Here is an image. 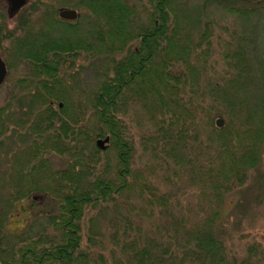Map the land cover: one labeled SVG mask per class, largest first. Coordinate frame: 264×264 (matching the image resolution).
I'll use <instances>...</instances> for the list:
<instances>
[{"label":"trees","instance_id":"trees-1","mask_svg":"<svg viewBox=\"0 0 264 264\" xmlns=\"http://www.w3.org/2000/svg\"><path fill=\"white\" fill-rule=\"evenodd\" d=\"M174 1L148 0L146 9L130 0H29L13 31L0 27V51L12 56L4 59L7 68L14 67L13 61L29 67L14 83V90L28 95L13 96L12 106L0 108V150L8 126L15 143L17 138L27 143L14 148L15 168L2 169L0 201L9 205L30 198L32 207L46 200L51 205L43 213L46 224L17 234L6 229L7 205H0V264H264L263 246L251 244L242 256L217 235L218 209L192 224L185 216L170 217L163 207L168 197L133 168V139L122 114L129 96L146 95L142 87L152 94L159 119L140 142L158 167L168 169L170 159L178 165L186 145L184 130L173 131L179 116L177 121L174 116L164 119L168 100L179 81L187 87L202 74L212 99L206 111L215 109V117L226 119L218 127L214 117L208 118L213 125L208 139L218 163L204 173L211 175L206 189L214 203L218 206L226 193L242 186L261 162L264 52L259 50L262 42L254 47L244 43L257 30L247 31L232 51L216 50L213 24L197 18L200 28L193 38L170 9ZM205 2L232 11L229 0ZM60 8L84 9L86 15L79 13L82 23L76 25L58 17ZM7 38L9 50L2 43ZM85 52L104 55L109 63L83 105L74 83L76 61ZM207 69L217 77L212 79ZM105 137L116 155L113 171L103 158L105 150L96 146ZM1 152L3 160L7 152ZM52 156L64 158L65 167L53 170ZM135 199L144 208L163 207L158 214L170 221L155 234L137 230V215L129 211ZM86 216L91 222L84 227ZM103 216L108 220L106 242L95 224Z\"/></svg>","mask_w":264,"mask_h":264},{"label":"rangeland","instance_id":"rangeland-1","mask_svg":"<svg viewBox=\"0 0 264 264\" xmlns=\"http://www.w3.org/2000/svg\"><path fill=\"white\" fill-rule=\"evenodd\" d=\"M27 2L24 6L28 5ZM130 2L141 7L144 6L146 9L149 8L148 0H130ZM229 2L232 8V11L229 12L221 6L215 3H207L205 0H175L171 3L170 9L178 17L179 26L184 27L185 31H190L193 38L200 28V24L195 25L196 19H208L213 24L215 33L213 44L216 50L219 48L221 50L226 48H229L230 51L234 50L239 39L246 38L248 36L247 31L255 29L257 31L254 32V37H251L252 34L249 35L244 43L254 47V43L256 46L257 43L262 42L259 50L264 52V12L259 11L264 8V0H229ZM236 9H248L252 12L242 15ZM76 10L80 15H86L84 9ZM0 13L1 30L13 31L19 15L13 20L9 18V4L6 0L0 2ZM140 15L142 19L145 18V13ZM70 22L76 25L82 23L79 19ZM85 26L88 27V23ZM243 31H245V34H243ZM2 43L9 50L10 39L7 38ZM1 52L0 55L3 59L8 57L7 51ZM210 59L209 63L212 61L211 57ZM13 63L14 67L8 69L4 82L0 85V108L7 103L11 105L10 100L13 96L20 97L26 93L14 90V83L17 81L16 79L28 74L27 64L22 61H13ZM108 63L109 60L106 56L92 55L91 52H85L80 58L78 57L75 65L74 84L76 85V96L81 99L83 105H86V99L90 95L92 86L100 81ZM207 71L212 79L217 77L215 71L208 69ZM201 77L202 79L198 83L193 80L188 81L187 87H183L182 82L179 81L178 88L173 89L171 99L168 100V113L164 119L169 120L173 116L176 119L175 116H179V122L175 125L173 131L178 133V129L184 130L183 138L186 143L184 149L181 150L182 154L178 165L175 164L176 160L172 161L170 159L168 169L158 167L155 163L156 159L148 149H144L140 142V138L143 135H148L153 129L154 123L159 119L158 110L155 111L154 104L151 101L152 94H147V88L143 89L142 87L141 91H144L146 95L129 96L122 114L133 139L132 165L134 169H137L143 175L142 178L146 177L152 180L158 189L157 193L159 195L164 194L168 197L166 206L163 207L169 211L170 217L171 215L177 218L185 216L188 219V224H192L203 218H208L213 210L218 209L220 214L215 221L217 235L226 242L231 251L243 256L245 255V249L251 244L258 243L264 247V143L261 162L258 167L249 173L242 186L226 193L222 203L217 206L209 195L208 189H206L211 175H205L204 170L208 166L214 167L218 163L215 158V146L208 139V132L213 128V125L208 122V118L214 117L217 120L220 117H215V109L208 110L210 112L206 111V108L211 105L212 99L207 92L206 77L204 78V74ZM190 84H192V87H190ZM165 97L167 99L166 92ZM87 112L88 120V117H90L89 109H87ZM222 121L224 124L226 119H222ZM7 130L8 135L9 126ZM16 141L17 143H5L2 146L4 148L0 150L1 153L7 152L3 160H0V180L1 175H5L2 169L7 173L8 168H15L14 164L16 162L13 156L16 151L14 148L23 146V143L27 144L19 141L18 138ZM103 158L107 159L110 170L113 171L116 163L115 151L108 146L103 153ZM50 159L53 170L65 167L66 161L64 158L52 156ZM204 189L205 192H203ZM1 204L7 205L6 202L0 201ZM132 205L134 207L129 211L137 215L136 219L139 224L137 230H141V232L145 233L151 229L154 234L158 233V228L166 226V222L170 221V218L168 220L163 214H158V211L163 207L154 206L153 208L147 206L144 213L142 211L145 209L143 203L135 199ZM6 208V229L10 233L17 234L26 231L30 225L46 224L47 221H44L43 213L48 212L51 205L50 201L46 200L32 207L31 199L28 198L10 203ZM3 209L4 207H2ZM40 214H42L41 218ZM87 217L82 221L84 227L91 222ZM95 224L102 229L105 234L103 240L106 242L109 236L107 217L103 216L100 220L95 221Z\"/></svg>","mask_w":264,"mask_h":264},{"label":"water","instance_id":"water-1","mask_svg":"<svg viewBox=\"0 0 264 264\" xmlns=\"http://www.w3.org/2000/svg\"><path fill=\"white\" fill-rule=\"evenodd\" d=\"M9 4V12L11 14L17 13L28 0H6ZM58 17L63 20L73 21L79 17V13L74 8H60L58 10ZM7 75V67L0 55V85L4 82ZM216 124L218 127L223 125L222 119H217ZM109 142V137L99 138L96 140V146L100 150H105Z\"/></svg>","mask_w":264,"mask_h":264},{"label":"flooded vegetation","instance_id":"flooded-vegetation-1","mask_svg":"<svg viewBox=\"0 0 264 264\" xmlns=\"http://www.w3.org/2000/svg\"><path fill=\"white\" fill-rule=\"evenodd\" d=\"M18 15L20 16L21 15V13H13V14H11L10 12H9V18L11 19V20H13L14 18H17L18 17ZM18 20V19H17ZM16 20V23L15 24H17V21ZM66 21H68V20H66ZM73 21H75V20H73ZM10 59H11V56L9 57ZM3 59V58H2ZM4 60V59H3ZM5 62V61H4ZM7 67V66H6ZM28 67V66H27ZM7 71H8V68H7ZM28 71H29V67H28ZM22 77H20V78H18V79H16V80H20ZM14 88H16V86H14ZM28 94L27 93H25V94H23V96H27ZM10 122H14V120H11ZM12 137H14V135H12V129L10 128L9 129V133H8V140H6V143H8V144H11V143H15V140H13L12 139ZM9 175V174H8Z\"/></svg>","mask_w":264,"mask_h":264}]
</instances>
